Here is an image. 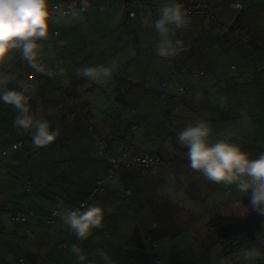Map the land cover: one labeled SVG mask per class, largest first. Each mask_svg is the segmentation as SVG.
<instances>
[{
  "label": "crops",
  "instance_id": "obj_1",
  "mask_svg": "<svg viewBox=\"0 0 264 264\" xmlns=\"http://www.w3.org/2000/svg\"><path fill=\"white\" fill-rule=\"evenodd\" d=\"M143 1L142 4L131 7L127 0H50L51 5L60 7L68 2L73 5L66 22H50L48 38L38 42L40 58L45 57L41 59L45 68L54 70L59 65L64 69V74L50 77L39 73L38 77V72L33 73L35 70L30 68L15 50L7 55L8 62L0 65V69L7 67L23 82L38 79L32 81L29 91L31 111L37 118H44L57 106L51 97L53 93H57L61 98L70 97L76 103L77 97H85L86 92L95 86L102 90L103 94L111 93L125 98V105L131 103L132 109H135L133 115V110L130 113L133 117L141 108V117H135L131 122L137 124L136 128H132L130 123L128 126L132 132L129 134L122 124L117 126V123L113 122L101 135L115 149H122L126 143H132L137 153L162 159L156 177H149L144 169H121L114 173L112 180L105 181V187L98 193L96 203L111 211L106 212L102 227L94 229L88 240L73 241L77 237L61 219L53 228L45 231L46 223L42 218L27 215L25 223L19 231L17 230L19 235L5 236L11 240V245L15 244L17 238L20 241L18 240L19 250H13L5 261L3 260L4 264H12V259L9 260L12 254L17 260L23 257L21 263L35 264L33 261L36 256L29 253L35 245L32 247L29 242L36 236L44 242L48 240L50 244L67 242L66 249L51 246L65 250L67 264H77L71 252L73 244L79 245L89 260L95 259L96 264H102L100 258L95 255L96 249L93 250L96 243L105 246L115 264H148V252L144 246V241L148 238L158 242L154 250L162 258L159 264H197L198 261H203L202 257L205 256L203 245L210 242L203 235L210 228L209 220L214 217L246 214V208L242 204L245 194H242L241 199L234 201L227 197L225 199L223 194L215 197V193L222 187L211 181L208 184L201 173L188 166L185 156L180 159L175 152V136L189 122L201 118L210 122L214 130L213 139L231 131L234 134L233 140L240 143L243 149L251 154L252 159L264 152V59L251 58L258 53L262 55L264 50V44H259L260 37L263 36L262 30L256 29L253 22H250V10L244 6L242 0H221L218 3L217 0H210L214 4L211 12L192 15L191 23L181 41L183 48L179 55L165 59L155 55L156 33L151 26L158 18L159 7L164 0ZM234 1L241 3L240 9L230 7ZM100 3L105 5L103 11L98 6ZM79 7H84V10L81 11ZM130 9L134 10L133 17L128 16ZM212 13L220 17L222 25L212 18ZM234 28H240L247 40H241L234 33ZM242 54L246 59L241 57ZM87 61L90 65H107L115 61L117 71L109 80L99 83L89 81L78 75V70ZM250 65H253L252 71ZM183 66L186 71L178 73L173 81L172 75L179 72ZM194 71L197 75L193 74ZM200 71H203V74ZM192 76L196 79L192 80ZM178 84H182L184 92H180ZM149 89L153 93H150ZM110 90L112 92H109ZM163 90L166 93L165 98L159 96ZM151 94L153 98L157 96V104L153 105L151 110L152 115L148 114L149 105H142ZM133 96L138 97L134 103L130 101ZM140 97L142 103L139 106L137 103ZM111 100L112 96L109 97V101ZM78 101L83 108L85 102ZM119 103L121 101L116 100L114 111L121 109ZM17 115V110L11 105L1 103L0 131L8 121H14ZM79 117L83 121L81 118L84 116ZM96 127L100 130L101 126L98 124ZM88 130L91 131L89 126ZM81 146L89 153V160L87 164L75 166L74 171L69 169L73 177L71 183L64 187L56 184L57 192L62 196L54 195V198L58 197L60 200L53 199L51 211L56 207L58 209L61 204L75 209V205L86 196L95 181L105 178L109 164L106 157H94V137L92 141ZM30 149L32 151L29 157L23 156L26 162L22 164L28 169L32 168L34 160L37 162L44 154L41 150L36 151L32 147ZM181 149L183 152L187 150ZM65 157L60 156L56 160L63 161ZM1 161H4V158L0 159ZM35 171L41 172L40 169ZM26 177L28 181L33 180L31 170L27 172ZM81 179L85 181L82 182ZM78 184L84 186V190H80ZM166 187L168 192L174 195V203L162 191ZM126 188L131 189L128 199L120 192V189ZM31 189L32 185L29 191H32ZM227 190L232 192V189ZM73 191L77 196H72ZM14 192V203L22 202L20 191ZM127 200L131 201L133 213L127 210ZM70 204L74 206L71 207ZM34 207L31 206V212L35 213ZM14 209L21 208L17 206L12 208ZM11 220L15 222L12 218ZM38 228L40 231L37 233L35 229ZM29 230H33L32 233H28ZM211 236L212 240L217 242V239ZM253 245L258 244H249ZM245 246L242 240L232 239L222 242L219 252L228 254ZM51 247H46V253V250H39L45 260V254L51 257L56 255L55 251L51 253ZM21 248L23 251H20ZM46 262L49 264L47 260ZM51 264H55L54 260Z\"/></svg>",
  "mask_w": 264,
  "mask_h": 264
},
{
  "label": "clouds",
  "instance_id": "obj_2",
  "mask_svg": "<svg viewBox=\"0 0 264 264\" xmlns=\"http://www.w3.org/2000/svg\"><path fill=\"white\" fill-rule=\"evenodd\" d=\"M71 11H65L50 4V0H0V65L7 63L9 52L17 51L28 66L38 73L50 77L63 75L64 69L57 67L46 69L40 59L39 41L49 36V24L64 23ZM196 15V14H194ZM192 17V16H191ZM188 9L181 0H164L159 7V16L152 23L156 33L154 52L161 58L169 59L179 55L183 48L177 33L187 30L191 23ZM117 71V63L86 66L78 70L82 78L103 82L111 79ZM15 85V86H10ZM28 85L17 79L7 67L0 69V103L11 105L19 113L14 120V127L28 132L36 148L52 144L60 136V129L53 128L50 121L37 118L31 111ZM210 122L196 118L183 130L176 133L175 140L186 148L185 157L188 166L203 177L218 185H225L231 190L250 196L252 210L264 215V152L252 159L240 143L233 140V133L213 139ZM174 203V195L167 187L162 190ZM98 203H82L79 208H69L61 204L56 215L70 229L78 240H88L93 230L102 227L106 212ZM71 252L77 264H96L89 260L84 250L77 244L71 246ZM96 256L102 264H114L110 255L102 248L96 249ZM264 256V244L243 250L244 261H255ZM218 264H226V259H216Z\"/></svg>",
  "mask_w": 264,
  "mask_h": 264
},
{
  "label": "rangeland",
  "instance_id": "obj_3",
  "mask_svg": "<svg viewBox=\"0 0 264 264\" xmlns=\"http://www.w3.org/2000/svg\"><path fill=\"white\" fill-rule=\"evenodd\" d=\"M221 1V0H219ZM218 1V2H219ZM217 2V3H218ZM242 3L244 4L245 7H248V9L250 10L249 14L250 16V22H253L252 24H254V26L256 27V29H261L262 30V34L263 36L260 37L259 40V44L260 46H263L264 44V0H242ZM212 4V2H211ZM101 5H103L102 3L98 4L99 8L101 9ZM231 8L236 9L235 7L232 6V4H230ZM79 9L82 11L84 10L82 7H79ZM102 10V9H101ZM237 10V9H236ZM103 11V10H102ZM239 15V14H237ZM186 33V32H185ZM185 33L183 34V37L185 35ZM264 50L262 51V55L258 53V55L256 56H252L251 58H257L259 57V59H264ZM241 57L243 59H246V57L242 54ZM45 57H42L40 59H44ZM9 59V57H8ZM250 59V58H248ZM42 63L44 64V61L41 60ZM8 62V61H7ZM98 64L94 65L93 63H91V65L89 64V62L87 61L86 63H84L83 66L81 67H86V66H97ZM251 69L250 71L253 70V65H250ZM261 68V67H260ZM36 71H34L33 73H35ZM36 75L39 77V73H36ZM192 80L196 79V77L192 76L191 78ZM21 81V79H19ZM98 91V93H96ZM150 93H153L152 90H148ZM103 91L98 89L97 87H92L90 91L86 92L85 97H77V102L74 103V99H71L70 97L67 99V97L65 96L64 98H61L57 93H53V95H51L54 103L57 105L55 107V109L52 111L50 110L49 113L44 117V119L50 121L51 126L53 128H59L60 129V136L56 139V141H54L52 144L43 147V148H36L33 143H32V149L36 150V151H40L43 152L44 154H42L40 157L41 159L38 160L36 162V160H34L35 162L33 163V165L31 166L32 168L28 169L27 166H22V165H18L20 163L19 158H15L13 153L14 150L10 144L11 140H13L14 138H20V137H25L28 136V133L17 129L16 127H14V121L12 120L11 122L8 121V123L5 125V127L3 129H1L0 131V147L3 146V148H5V152H7L8 155H0V159L4 158L5 160H10L12 159L13 161H15L16 163L13 164L12 168L16 171L19 172L22 176L27 174V172H29V170H31V175L33 178V186L31 189L32 191L26 190V187L21 185H18L19 191H20V199H22V202L17 201L15 202L16 204H14L17 208V206H19V210H22V212H24L25 215L28 216H34L37 215L40 218H42L46 225H44L45 227V231H49L50 228L54 227V224H49L48 223V216L50 215L54 200L53 199H57L60 200L58 197L56 196H62L60 193L57 192L56 189V184L60 187H64V185H67V182L69 180H72L73 177L71 175V173L69 172V169H71L72 171H74V167L77 166L78 164H82L85 163L87 164L88 160H89V153L87 151H85L84 149H82V144L83 143H88L90 141L93 140V131H89L88 130V124L89 123H93L94 130H96L95 128H97V130L102 133V131L106 129V127L110 124H112L115 120V118H119V120L117 121V126H119V124H122V127L128 131V133L130 134V132H132L131 128L128 126L130 125V123L132 121L136 119H139L141 117L140 115V110L141 108H139V112L137 113V115L135 117H133L130 113L132 110V106L130 105L131 103H127L120 104L121 109H119V111H114L112 110V104L116 102L115 98L116 95L115 94H111V93H102ZM109 92H112V90H110ZM155 93V91H154ZM32 93H30L31 95ZM112 96V100L109 101V97ZM51 97H44L46 98H51ZM78 100H83L84 106L83 108L80 107V103ZM138 100V97L133 96L131 97V102H136ZM140 103H142V99L140 97L139 102L137 103L140 106ZM1 104V103H0ZM148 104L149 105V112L148 114L152 115L153 113L151 112L153 105L157 104V96L153 98L152 94L151 96L147 97L145 102L142 104ZM116 107V106H115ZM136 107V106H135ZM112 110V111H111ZM77 114V116L74 118L73 113ZM19 114V113H18ZM80 115L84 116L83 121L80 120ZM95 115L97 117H95ZM86 121V125L83 126L84 122ZM107 121V122H106ZM104 122V123H103ZM103 123V124H101ZM98 124H100L101 127L100 130L98 129V127H96ZM84 127V128H83ZM88 130V131H87ZM231 132V131H230ZM176 144V148L177 150L175 151L176 153H178L180 159H183V156H185V152L187 150H185V152L182 151V147L178 144ZM120 150V149H119ZM25 150L24 149H20L19 151H17V154L20 156H24ZM88 155V156H87ZM95 153L94 157H98L99 156ZM58 156V157H57ZM60 156H66L65 159L63 161H57L56 159H59ZM2 157V158H1ZM94 160V159H92ZM43 165V168L41 169V165ZM16 164V166L14 167V165ZM24 165V162L22 163ZM161 164V162L159 163ZM158 164V166H159ZM39 166V167H37ZM81 166V165H80ZM26 167V168H25ZM30 167V166H28ZM40 169L41 172H36L35 170ZM33 170V171H32ZM59 171H64V173H59ZM44 172V173H43ZM28 179V177H27ZM86 179V177H85ZM82 182H84V179H81ZM208 181V180H207ZM210 183V181H208V184ZM79 187L81 188L80 190H84V186L78 184ZM222 187V189L220 188L218 193H215V197L216 196H220L221 194H223V196L227 198H230L232 201H234L235 199L238 200V198L241 199L242 194L238 193L235 191V187L232 186V192L229 193V189L228 186L225 185H220ZM87 188V186L85 187ZM223 190V192H222ZM225 190H227V193H225ZM74 192V191H73ZM56 194V198H54V195ZM83 194V193H82ZM77 196V193L74 192V194H72V196ZM23 196H24V201H23ZM244 196V194H243ZM82 197V196H81ZM79 197V198H81ZM62 198V197H60ZM79 201V199H78ZM203 204V202H202ZM206 204H208V202H206ZM206 204L204 205V208L206 207ZM31 206H35V214L32 215L31 212ZM242 211V208H241ZM240 214V213H238ZM12 216V214L10 213L7 214L8 220L10 219V217ZM243 215H236V216H230V217H242ZM59 217V216H58ZM57 217V221L60 219ZM12 218V217H11ZM13 219V218H12ZM6 221L5 218L2 219V222ZM56 221V224H57ZM13 223H17V222H13ZM11 223L12 227H15V225ZM23 223V222H22ZM18 224H20L18 222ZM208 227V226H206ZM204 228V227H203ZM210 229V228H209ZM207 229L205 231L204 237L208 238V240L210 241L208 244L203 245V249H205V256L202 257L203 261H198L197 264H218V261H216V259L220 258V257H224L226 259V264H264V256H263V260L262 259H258L255 261H244L242 259L243 257V250L246 247H250L245 246L244 248H242L241 250L238 251H230L228 254H223L222 252H219V245H222L221 241L216 242V240H212V231L211 229L209 230ZM54 230H52L53 232ZM258 240L256 241V243L258 244L257 247H260L261 244H264V231H262L261 233H259L257 235ZM76 240V241H75ZM73 241L77 242V238L74 239ZM46 246L43 247V251L46 250L47 246H52L50 245L49 241L46 240L45 241ZM219 245H218V244ZM53 244L58 245L57 242H53ZM9 246L14 247V245H11L10 242L7 244ZM51 253H54V251L56 252L55 257H51L50 255H46V260L48 261L49 264H51L52 260H54L55 264H67L66 263V259L64 254L66 252H64L65 250H59L56 247H51ZM97 248H102L107 252V249L105 248V246H103V244H98L96 243L93 247V250L97 249ZM8 249V248H7ZM50 249V248H49ZM10 251H13L12 249H10ZM8 251L7 255H9L10 252ZM47 252V250L45 251V253ZM108 253V252H107ZM12 259V260H11ZM9 260H11L12 264H27V263H21L19 262L17 259H15V255H10L9 256Z\"/></svg>",
  "mask_w": 264,
  "mask_h": 264
},
{
  "label": "trees",
  "instance_id": "obj_4",
  "mask_svg": "<svg viewBox=\"0 0 264 264\" xmlns=\"http://www.w3.org/2000/svg\"><path fill=\"white\" fill-rule=\"evenodd\" d=\"M132 1L133 0H127V2L129 4H131V7L134 5V4H132ZM205 1L210 5V8L207 11V13H203V14H208L209 12H211V9H212L214 4L213 3L211 4L212 1H210V0H205ZM218 1L219 0H217V2ZM142 3H138V4H142ZM69 4L72 5V3L68 2L63 7H60L58 5H55V6H57L60 9H63ZM82 8L84 9V7H82ZM240 8H241V3H240V7L236 8V9H240ZM129 11H134V10L130 9ZM129 11H128V16H129ZM134 15H135V13H134ZM129 17H131V16H129ZM212 18L216 22H218V23H220L222 25V20L215 13H212ZM234 33L241 40H243L241 38V35H244V34H243V32L241 31L240 28L239 29L238 28H234ZM57 34H58V32L55 33V35H57ZM243 41H246V40H243ZM183 67H184L183 71H181V69H180L179 72H175V74L172 75L173 76V78H172L173 81H174L175 77L178 75V73H183V72L186 71V67L185 66H183ZM232 68H234V66H232ZM200 72H201V74H203V71H200ZM193 74L197 75V72L194 71ZM36 78H37V76H36ZM178 88H179L180 92H184L183 91L184 88H183L182 84H180V85L178 84ZM29 91H30V88H29V90L27 92L28 95H29ZM165 95H166V93H165L164 90L162 92L160 91L159 96L161 98H165ZM124 99H122L121 96H116V98H115V100H120L121 103L125 104L123 102ZM30 101H31V99H30ZM125 102H126V99H125ZM115 105L116 104H114V103L112 104V108H111L112 110H113V107ZM132 110H133V112H132V115H133L135 109H132ZM75 116H76V112L73 113L72 117H75ZM118 120H119V118H115L114 123L115 122L117 123ZM131 126H132V128H136L137 124L131 123ZM89 129H91V131H93L94 139H95V142H96V153H97V155L99 157H101V156L106 157L109 166H108L107 171H106V173L104 175L105 178L96 180L94 185L92 186V188H90L88 190V193L86 194V196L83 199H81L75 205L76 206L75 208H79L81 203L89 196V194L96 187H98V192H96V194H95V203H96L98 193L100 191H102L104 189V187H105V181L112 180L113 177H114V173L117 172L118 170L124 169V170H127V171L129 170L130 171V170H134V169H144L146 174L149 177H156L157 176L158 168L156 169V173L153 175L152 173H150V169H149L150 167L145 166V165H141V164L136 166L134 164L132 159L135 156H137L139 158H142V157H144L146 155V154L137 153V151H136V149L134 147V144L126 143V146H124L122 149H120V150L119 149H115L112 146H110L109 141L105 137H103L101 135V133H99L98 131L94 130L93 123H89ZM25 138L26 139H24V137L14 138L10 142V144H11V146H12L14 152H15V153H13L14 157L15 158H19V160H20V163L18 165H22V163L25 160H23L24 159L23 156L19 157V155L17 154V151H19L20 149H24L25 150L24 155L27 156V157H29V153L32 151L30 149L31 147H33L30 134L28 133V137L25 136ZM100 140L104 141V144H105L104 149L102 151H100V146H99V141ZM15 141H21V145L18 148H14L13 147ZM114 153L117 155L116 158H115L116 160L114 159L115 161L112 160V158H111L112 155H114ZM0 155H8L7 152H5V148H3V146L0 147ZM149 156L155 157L153 155H149ZM157 158H159V157H157ZM161 161H162V159L159 158V162H161ZM14 163H16V162L13 161L12 159H10L8 161L4 159V161L0 162V264H4L3 260L5 258H7V256H8L7 253H8V251H10V249L19 250L18 249V246H19L18 245V240L20 241V239L17 238V241H15L14 247H12V246L7 245L11 240L6 238L5 236H7V235L8 236L19 235V234H17V230L19 231L21 226H23V224L25 223L24 220L26 219V216H27V215L24 214V212H22V210H19V209L12 210V208H14V204H16V203H14V200H12L13 194L15 193L14 191L19 190L18 185H20V188H21V185H22L23 187L25 186L27 190H30L31 185L33 186V183H34L33 180H29L28 181V179H27V177L25 175L22 176L19 172H16L12 168ZM15 166H16V164L14 165V167ZM71 181L72 180H69L67 183H71ZM98 181H102L103 184L101 186H98ZM31 182H33V183H31ZM127 191H129V192H127ZM120 192L121 193L123 192L124 196L128 199L129 195L131 194V189H128V188L123 189V190L120 189ZM242 204L246 208V214L243 215L242 217H214L211 220H209L208 225L212 229V231H213L212 235H213V237L215 239H217L218 241H221V242L232 240V239L242 240L243 243L246 244V246H248L249 244L255 243L257 241V235L259 233H261L262 231H264V215H260L259 213H257V212L252 210V206L250 204V196L249 195H245L244 197H242ZM70 205H71V207L74 206V204H70ZM56 208H54L55 212H57V210H58ZM127 210H128L129 213H133L134 212V209H133V206H132L130 200L129 201L127 200ZM17 212H20V219H15L14 218V216H15V214ZM10 213L12 214L11 217L13 218V220L15 222H19L20 224L13 223L12 220H11V217L8 220L7 214L10 215ZM34 214L35 213L32 212V215H34ZM57 217L58 216L56 215V213H53V210H52L50 212V215L47 218L48 219V223L49 224H55L56 221H57L56 220ZM3 218H5L6 221L2 222ZM11 223H13L15 225V227H12ZM40 228L35 229L37 231V233L40 231ZM32 231L33 230H31V231L29 230L28 233H32ZM18 237H20V236H18ZM34 238L31 239L30 242H29L32 247L35 245L34 249H31L29 251V253H32V254H34L36 256V258L34 259L33 262L35 264H43L44 262L47 264V262L44 259V257H42L43 254L39 252V250H41L43 247L46 246V243L43 240H41L39 236H36ZM153 242H155V245L152 244ZM63 243L66 244V246L63 249H66L67 248V244H68L67 242H60V244L57 243L59 245H56V246L62 248L61 244H63ZM50 245L55 246V244H53V242ZM157 245H158V242L154 241V239L148 238V239H146L144 241V246H145V248H146V250L148 252V259H147V263L148 264H152L149 261V259H151L154 255L161 258V256L154 250L157 247ZM47 247H51V246H47ZM17 250H16V252H17ZM20 251H23V249L21 248ZM10 252H12V251H10ZM20 254H21V252H20ZM262 257L260 259H262ZM18 261L22 262L23 261V257H20L18 259ZM161 261H162V258H161Z\"/></svg>",
  "mask_w": 264,
  "mask_h": 264
},
{
  "label": "built area",
  "instance_id": "obj_5",
  "mask_svg": "<svg viewBox=\"0 0 264 264\" xmlns=\"http://www.w3.org/2000/svg\"><path fill=\"white\" fill-rule=\"evenodd\" d=\"M143 0H133L132 4H138V3H142ZM181 2L184 4L185 8L188 9L189 13H190V17L194 14H203V13H207V11L210 8V5L205 1V0H181ZM233 7L235 8H239L240 7V3L239 1H234L231 3ZM72 5L69 4L67 5L65 8H63V10L65 11H69L71 10ZM101 9L104 10L105 6L102 5ZM134 15V11H129V16H133ZM186 30H182L180 32L177 33V38L179 40H182L183 38V34L185 33ZM241 38L243 40H247V37L245 35H241ZM184 70V67L181 68V71ZM37 79H28L25 84L28 85V90L29 88L32 86V81H36ZM21 145V141H15L13 147L14 148H18ZM99 146H100V151H102L104 149V141L100 140L99 141ZM116 154L114 153V155H112V160H114L116 158ZM116 160V159H115ZM114 160V161H115ZM133 162L136 166H138L139 164L141 165H145L150 167V173H152L153 175L156 173V169L158 168V164L159 162V158L157 157H152L149 155H145L142 158H139L137 156H135L133 159ZM118 161V160H117ZM116 161V162H117ZM115 162V163H116ZM103 183L102 181H98V186H101ZM96 192H98V187H96L90 194L89 196L82 202V203H93L95 202V194ZM129 192V191H127ZM81 203V204H82ZM53 213H56L55 210L53 209ZM15 219H20V212H17L14 216ZM152 244L155 245V242H153ZM66 246L65 243L61 244V247L64 248ZM149 261L152 264H159L161 262V258L158 256H153L151 259H149ZM43 264H46L45 262Z\"/></svg>",
  "mask_w": 264,
  "mask_h": 264
}]
</instances>
